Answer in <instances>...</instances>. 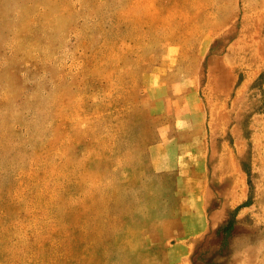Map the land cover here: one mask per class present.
I'll list each match as a JSON object with an SVG mask.
<instances>
[{"label": "rangeland", "instance_id": "374dc122", "mask_svg": "<svg viewBox=\"0 0 264 264\" xmlns=\"http://www.w3.org/2000/svg\"><path fill=\"white\" fill-rule=\"evenodd\" d=\"M0 264H264V0H0Z\"/></svg>", "mask_w": 264, "mask_h": 264}]
</instances>
